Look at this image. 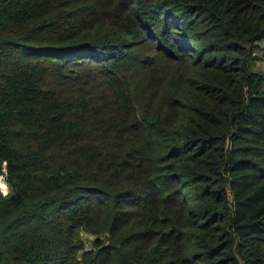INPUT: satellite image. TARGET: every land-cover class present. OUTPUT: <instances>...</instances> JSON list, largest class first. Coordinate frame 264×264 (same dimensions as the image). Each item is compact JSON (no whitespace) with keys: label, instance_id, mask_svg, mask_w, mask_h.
Segmentation results:
<instances>
[{"label":"trees","instance_id":"trees-1","mask_svg":"<svg viewBox=\"0 0 264 264\" xmlns=\"http://www.w3.org/2000/svg\"><path fill=\"white\" fill-rule=\"evenodd\" d=\"M258 63L264 0H0V264H264Z\"/></svg>","mask_w":264,"mask_h":264},{"label":"rangeland","instance_id":"rangeland-1","mask_svg":"<svg viewBox=\"0 0 264 264\" xmlns=\"http://www.w3.org/2000/svg\"><path fill=\"white\" fill-rule=\"evenodd\" d=\"M256 69H258V70H264V68L259 63L256 65ZM3 178L4 177H1L0 178V187H1V184L2 185H5V187L2 186L4 188V191L2 190V188H1V190L3 191L4 194H7L8 193V189H7V185L4 182ZM95 237L96 236H93V235H91L89 233H84V232H81L80 233V238L83 241L84 247L87 248V251L91 249V246H92L91 244L94 241Z\"/></svg>","mask_w":264,"mask_h":264},{"label":"bare ground","instance_id":"bare-ground-1","mask_svg":"<svg viewBox=\"0 0 264 264\" xmlns=\"http://www.w3.org/2000/svg\"><path fill=\"white\" fill-rule=\"evenodd\" d=\"M2 186H4V187H5V185H2V184H1V187H0V188H2V190L4 191V188H3ZM2 190H1V191H2ZM3 191H2V192H3Z\"/></svg>","mask_w":264,"mask_h":264},{"label":"built area","instance_id":"built-area-1","mask_svg":"<svg viewBox=\"0 0 264 264\" xmlns=\"http://www.w3.org/2000/svg\"><path fill=\"white\" fill-rule=\"evenodd\" d=\"M1 189V188H0ZM85 249L87 250V248L85 247Z\"/></svg>","mask_w":264,"mask_h":264},{"label":"clouds","instance_id":"clouds-1","mask_svg":"<svg viewBox=\"0 0 264 264\" xmlns=\"http://www.w3.org/2000/svg\"><path fill=\"white\" fill-rule=\"evenodd\" d=\"M1 190V189H0Z\"/></svg>","mask_w":264,"mask_h":264}]
</instances>
